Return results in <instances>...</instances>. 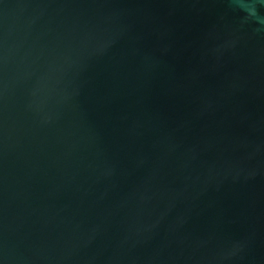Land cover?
<instances>
[{
	"label": "water",
	"instance_id": "1",
	"mask_svg": "<svg viewBox=\"0 0 264 264\" xmlns=\"http://www.w3.org/2000/svg\"><path fill=\"white\" fill-rule=\"evenodd\" d=\"M0 264H264V0H0Z\"/></svg>",
	"mask_w": 264,
	"mask_h": 264
}]
</instances>
